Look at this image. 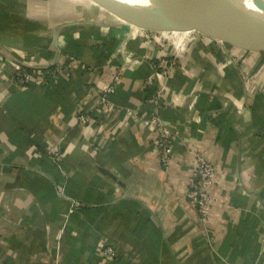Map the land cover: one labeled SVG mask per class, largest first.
Masks as SVG:
<instances>
[{
	"label": "crops",
	"instance_id": "obj_1",
	"mask_svg": "<svg viewBox=\"0 0 264 264\" xmlns=\"http://www.w3.org/2000/svg\"><path fill=\"white\" fill-rule=\"evenodd\" d=\"M59 60L49 85L15 79ZM153 113L178 131L168 168L137 118ZM198 152L217 169L206 222L188 197ZM100 241L119 264H264V51L92 0H0V264H116Z\"/></svg>",
	"mask_w": 264,
	"mask_h": 264
},
{
	"label": "water",
	"instance_id": "obj_2",
	"mask_svg": "<svg viewBox=\"0 0 264 264\" xmlns=\"http://www.w3.org/2000/svg\"><path fill=\"white\" fill-rule=\"evenodd\" d=\"M92 1L145 28L196 29L224 40L237 33L247 47L264 51V17L246 12L243 6L249 0ZM250 1L264 11V2Z\"/></svg>",
	"mask_w": 264,
	"mask_h": 264
},
{
	"label": "built area",
	"instance_id": "obj_3",
	"mask_svg": "<svg viewBox=\"0 0 264 264\" xmlns=\"http://www.w3.org/2000/svg\"><path fill=\"white\" fill-rule=\"evenodd\" d=\"M157 42L159 43L160 39H157ZM176 62L177 61L174 59L163 60L159 63V66L162 68H166L168 64L170 66H175ZM65 63L66 62L64 60H59L57 63H53L50 67L46 68L35 67L32 63L21 65L15 70V79L19 83L28 86L49 85L52 78H55V74L62 70V67ZM168 71L169 70L167 68L165 72ZM244 74L247 80L252 81L247 73ZM119 80L120 75L116 72L109 85L102 91V94L114 91L116 89L117 83H119ZM97 103L99 105H104L106 103L105 96H101ZM75 118L77 122L85 129L88 131L92 130V119L88 113L85 111H78L75 114ZM137 118H139L145 126L149 127V129L153 131L155 150L160 156L162 165L168 168L172 163L174 155V140L177 137L178 131L167 126L163 118L156 113H153L149 116L138 114ZM216 178V167L203 153L198 152L194 162L193 173L190 178L188 197L189 200L196 206L201 219L205 222L209 220L211 205L213 202L210 189L215 184ZM97 250L102 257L115 263L119 262L118 251L113 245L100 241L97 244Z\"/></svg>",
	"mask_w": 264,
	"mask_h": 264
},
{
	"label": "trees",
	"instance_id": "obj_4",
	"mask_svg": "<svg viewBox=\"0 0 264 264\" xmlns=\"http://www.w3.org/2000/svg\"><path fill=\"white\" fill-rule=\"evenodd\" d=\"M107 85H109V84H107ZM116 264H119V262H118V263H116Z\"/></svg>",
	"mask_w": 264,
	"mask_h": 264
}]
</instances>
